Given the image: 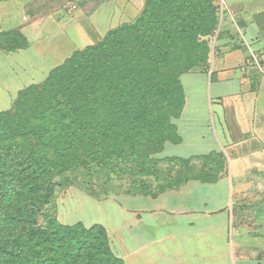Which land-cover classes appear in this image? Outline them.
Segmentation results:
<instances>
[{"label": "trees", "instance_id": "obj_1", "mask_svg": "<svg viewBox=\"0 0 264 264\" xmlns=\"http://www.w3.org/2000/svg\"><path fill=\"white\" fill-rule=\"evenodd\" d=\"M216 14L214 0H147L135 21L75 52L0 112V264H125L104 226L56 219L59 190L74 186L97 201L114 187L157 198L218 179L223 154L157 158L181 142V76L207 63L203 39ZM27 45L19 31L0 33V52ZM165 163L179 168L174 176Z\"/></svg>", "mask_w": 264, "mask_h": 264}, {"label": "crops", "instance_id": "obj_2", "mask_svg": "<svg viewBox=\"0 0 264 264\" xmlns=\"http://www.w3.org/2000/svg\"><path fill=\"white\" fill-rule=\"evenodd\" d=\"M251 1L225 0L230 10L242 11L227 18L224 28L238 25L240 33H224L228 41L219 42L207 72L181 76L185 105L174 120L181 142L166 143L157 155L223 154L218 179L190 181L157 198L90 197L99 206H115L111 223L100 225L125 264H264V33ZM32 2L0 0V33L16 30L28 41L23 49L0 53V112L75 52L135 21L147 0H100L72 19L41 22L31 16ZM255 5L256 12L264 9V0Z\"/></svg>", "mask_w": 264, "mask_h": 264}, {"label": "rangeland", "instance_id": "obj_3", "mask_svg": "<svg viewBox=\"0 0 264 264\" xmlns=\"http://www.w3.org/2000/svg\"><path fill=\"white\" fill-rule=\"evenodd\" d=\"M99 1L100 0H33V11H31V16H38L37 20L39 22L45 21L51 16H56L61 21H65L66 18L72 19L76 13L82 10V8H86L88 10L93 8V6ZM260 1L261 0H252V4H250V6H252L251 10L254 11V20L256 22H260L264 27V9H258V12H256L257 9L255 4L259 3ZM214 3L217 7V24L212 34L203 39L207 41L209 47L208 61L202 66L193 69L190 73H202L207 72L209 70L213 54L217 52L219 42L222 41V39L227 40V38H223L224 33L230 31L234 33H240L238 25L237 27H235L234 25V29L231 30L224 28V25L227 18H232V16H235V12L238 13L239 11H242V9L236 8L230 10L226 4H224L223 8V5L220 0H214ZM17 96L15 97V99L14 97H11V104L9 110L12 109L15 100L17 99ZM194 163L198 167H201L202 165L201 161H196ZM160 169L166 173L171 171L172 176H174L179 170V168H177L176 166H173L172 164L168 163L162 164L160 166ZM125 184L128 185V180L127 182H125ZM261 186L262 185H254V188H260ZM110 192L112 193V195L107 198L108 200H116L117 198L120 199L121 197L126 196H137L132 194L126 195L123 193V190L119 189V187L110 188ZM96 203L97 202H94L86 192L73 186L66 188L65 190H59L57 192L56 208L51 206L50 212H54L53 214L56 219L64 225H74L79 222H82L83 224L87 225L91 223H93V225H96L102 224L101 221L110 224V215L112 209H115V206L113 204L99 206Z\"/></svg>", "mask_w": 264, "mask_h": 264}, {"label": "built area", "instance_id": "obj_4", "mask_svg": "<svg viewBox=\"0 0 264 264\" xmlns=\"http://www.w3.org/2000/svg\"><path fill=\"white\" fill-rule=\"evenodd\" d=\"M221 1V3H222V7L224 8V4H226V2H225V0H220Z\"/></svg>", "mask_w": 264, "mask_h": 264}]
</instances>
